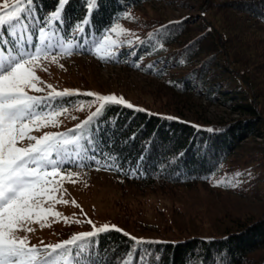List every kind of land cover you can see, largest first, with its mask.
Segmentation results:
<instances>
[{"label": "trees", "instance_id": "16d2710c", "mask_svg": "<svg viewBox=\"0 0 264 264\" xmlns=\"http://www.w3.org/2000/svg\"><path fill=\"white\" fill-rule=\"evenodd\" d=\"M148 1L67 0L60 9L61 0H23L11 27L0 31V57L22 53L16 61L27 60L25 52L34 51L39 32L50 27L64 42L81 44V52L93 54V46L127 10ZM217 7L222 11L220 28L207 25L198 31L188 17L165 22L149 28L126 58L118 54L109 59L162 80L155 100L147 105L103 99L79 127L52 142L48 166L62 172H105L139 194L198 186L212 191L215 180L245 178V173L255 185L262 183L264 39L251 29L264 27V0H236L210 9ZM141 57L150 59L148 67L137 65ZM195 95H204L208 106H228L230 114L240 117L212 120L195 103ZM92 98L86 93L54 95L40 109L64 111ZM159 98L164 104L154 107ZM231 224L219 235L195 233L176 241L135 240L106 229L54 251L57 261L52 263L264 264V217Z\"/></svg>", "mask_w": 264, "mask_h": 264}, {"label": "rangeland", "instance_id": "374dc122", "mask_svg": "<svg viewBox=\"0 0 264 264\" xmlns=\"http://www.w3.org/2000/svg\"><path fill=\"white\" fill-rule=\"evenodd\" d=\"M19 1L23 0H0L1 32L4 26L11 27L19 6L11 8ZM66 1L61 0L60 9ZM232 1L236 0H150L127 10L93 46L91 55L79 54L81 44L64 43L50 27L39 32L35 50L25 52L29 56L26 62H16L22 53L0 57V64L6 59L14 64L6 72L0 68V109H7L3 127L0 120V264H54V250L68 239L107 228L135 240L176 241L195 233L219 235L232 220L264 217V181L255 185L249 173L232 181L228 177L215 180L212 191L198 186L192 190L174 188L167 194H139L105 172H62L52 167L35 175L18 166L35 147L77 127L103 99L151 105L162 80L109 59L118 54L126 58L149 28L165 22L188 17L187 22L198 26V31L207 25L220 28L222 11L210 7ZM251 30L256 38L264 39V27L256 25ZM149 61L141 57L137 65L148 67ZM261 83L264 88V78ZM65 93H86L93 100L64 111L44 113L40 109L49 97ZM193 97L212 120L240 117L219 102L208 106L204 95ZM164 101L159 98L154 107ZM54 145L29 157V167L49 165ZM33 179L38 180L33 184L29 181Z\"/></svg>", "mask_w": 264, "mask_h": 264}]
</instances>
